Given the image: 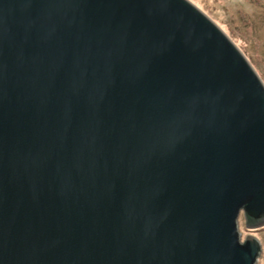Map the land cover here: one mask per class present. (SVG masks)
Instances as JSON below:
<instances>
[{
    "label": "water",
    "instance_id": "1",
    "mask_svg": "<svg viewBox=\"0 0 264 264\" xmlns=\"http://www.w3.org/2000/svg\"><path fill=\"white\" fill-rule=\"evenodd\" d=\"M264 80L192 0H0V264H256Z\"/></svg>",
    "mask_w": 264,
    "mask_h": 264
},
{
    "label": "rangeland",
    "instance_id": "2",
    "mask_svg": "<svg viewBox=\"0 0 264 264\" xmlns=\"http://www.w3.org/2000/svg\"><path fill=\"white\" fill-rule=\"evenodd\" d=\"M202 5L205 14H214V20L231 31L258 73L264 80V0H192ZM238 226L242 238L255 235L261 245L256 264H264V224L257 229L245 226L242 213Z\"/></svg>",
    "mask_w": 264,
    "mask_h": 264
}]
</instances>
